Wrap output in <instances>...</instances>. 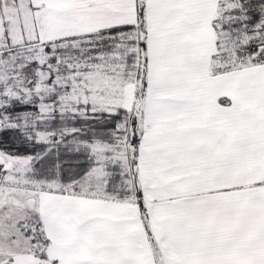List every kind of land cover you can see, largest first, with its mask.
Returning <instances> with one entry per match:
<instances>
[{
  "label": "snow or ice",
  "instance_id": "snow-or-ice-1",
  "mask_svg": "<svg viewBox=\"0 0 264 264\" xmlns=\"http://www.w3.org/2000/svg\"><path fill=\"white\" fill-rule=\"evenodd\" d=\"M0 264H264V0H0Z\"/></svg>",
  "mask_w": 264,
  "mask_h": 264
}]
</instances>
